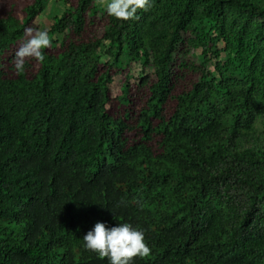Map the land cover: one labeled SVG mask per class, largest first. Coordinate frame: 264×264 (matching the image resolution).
I'll list each match as a JSON object with an SVG mask.
<instances>
[{
    "label": "trees",
    "instance_id": "16d2710c",
    "mask_svg": "<svg viewBox=\"0 0 264 264\" xmlns=\"http://www.w3.org/2000/svg\"><path fill=\"white\" fill-rule=\"evenodd\" d=\"M107 3L0 0V264H109L98 222L144 232L135 264H264V0Z\"/></svg>",
    "mask_w": 264,
    "mask_h": 264
},
{
    "label": "clouds",
    "instance_id": "9594fccd",
    "mask_svg": "<svg viewBox=\"0 0 264 264\" xmlns=\"http://www.w3.org/2000/svg\"><path fill=\"white\" fill-rule=\"evenodd\" d=\"M153 4L154 0H110L106 5V10L108 15L118 21H129L137 18L138 11H147ZM50 46L51 40L47 30L34 29L32 27L25 29L24 42L16 52L14 59L17 71L22 72L24 70L27 58H34L42 62L44 60L42 50ZM102 60L107 61L108 59L103 57ZM123 70L116 69L114 75ZM123 74L120 93L116 97L113 96L111 88L114 83L113 75V82L109 86L113 98H118L122 94L124 80L129 75L126 71ZM82 240L86 250L96 253L102 260L106 258L109 264H135V258H144L150 254V248L146 243L144 232L129 223H119L115 227H108L105 223L98 222Z\"/></svg>",
    "mask_w": 264,
    "mask_h": 264
},
{
    "label": "rangeland",
    "instance_id": "374dc122",
    "mask_svg": "<svg viewBox=\"0 0 264 264\" xmlns=\"http://www.w3.org/2000/svg\"><path fill=\"white\" fill-rule=\"evenodd\" d=\"M101 3L103 6L105 5L104 0H101ZM106 3H107V0H106ZM52 23L53 22L51 21V17H49L47 15H42L37 21L39 29L40 30H47V31L51 27ZM197 53H198V51H197ZM123 71H126L130 75V77H131L130 81L132 83H137L138 80L141 77H143L142 72H141V67L136 65V64L131 65L129 68L126 67ZM151 72L152 71H146L145 74H149ZM123 77H124L123 72H120V73H117L116 75H114V83L111 87L114 97L118 96L120 93V88H121V85L123 83Z\"/></svg>",
    "mask_w": 264,
    "mask_h": 264
}]
</instances>
